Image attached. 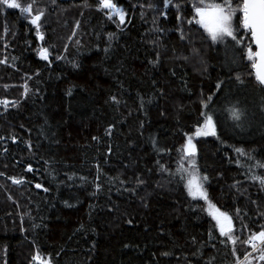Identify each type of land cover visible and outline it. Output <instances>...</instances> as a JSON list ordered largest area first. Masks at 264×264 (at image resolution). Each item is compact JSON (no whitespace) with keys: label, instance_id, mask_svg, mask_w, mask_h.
Returning a JSON list of instances; mask_svg holds the SVG:
<instances>
[{"label":"trees","instance_id":"1","mask_svg":"<svg viewBox=\"0 0 264 264\" xmlns=\"http://www.w3.org/2000/svg\"><path fill=\"white\" fill-rule=\"evenodd\" d=\"M17 2L43 10L44 38L0 4V99L10 101L0 106V264H36L37 253L51 264H264V245H250L264 230V185L253 179L264 177V86L241 13L234 27L248 38L226 50L195 22L197 0H113L123 24L99 0ZM210 95L207 111L243 112L236 122L218 111L216 135L193 138L234 244L177 172Z\"/></svg>","mask_w":264,"mask_h":264},{"label":"snow or ice","instance_id":"2","mask_svg":"<svg viewBox=\"0 0 264 264\" xmlns=\"http://www.w3.org/2000/svg\"><path fill=\"white\" fill-rule=\"evenodd\" d=\"M0 4L7 5L9 8L18 9L21 13L27 14L31 17L30 23L36 26V36L38 39L43 40V34L40 31L41 17L44 15L43 10H37L33 13V4L21 5L17 0H0ZM162 4L165 8L169 6V0H162ZM199 5V6H198ZM101 10L107 9L106 15L109 19L113 17L117 18L121 24L125 21V11L123 8L118 7L113 0H99L97 5ZM154 7V5H149ZM195 22L207 33V36L213 43H220L225 46L226 50H229V40L234 46H244V41L247 39L246 36H238L237 29L234 27V17L239 12L241 15L238 17V22L243 31L248 34L250 33L251 43L246 48V58L252 61L251 67L254 70L255 79L261 85L264 86V0H242V3L238 7H233L231 0H222V3H217L215 0H197L193 6ZM191 23V21H189ZM113 34L109 33V37ZM252 45H255V51L252 50ZM107 51V49H105ZM39 55L43 60H49V49L40 48ZM57 60L61 59V56L55 57ZM75 67V62H73ZM239 79V77H237ZM217 89L222 88V83L217 82ZM29 89L27 84L24 85L25 95ZM113 102H117L115 96L111 97ZM213 96H208L207 100H202V108L205 111L201 112L203 117V123L198 124L192 135H186V142L183 145L182 161L187 160L188 167H185L183 162L178 165L177 172L180 174V178L184 187L190 197H200L208 204L209 215L215 220L216 227L218 228L221 236H226L229 241L233 244L235 241L231 233L233 232L232 219L226 212H222L214 204L208 200L207 192L204 189V182L207 180V176H201L198 168L196 167L194 157L196 154V146L193 143L194 137L216 135V127L219 122L218 119H214V116L219 111L221 113L226 112L227 116L233 121L239 122L243 115L242 110L232 104L224 109H213L211 112L207 111L210 107V103ZM10 101L6 98L0 99V106L7 107ZM15 103V101H11ZM111 127V126H110ZM14 139V138H13ZM29 147L31 145L29 144ZM238 152L241 150L237 149ZM163 167V166H161ZM28 171H32L31 165L27 167ZM14 183L23 182V177L17 179L11 177ZM71 179V177H69ZM258 179L262 185H264V177H253ZM36 188H41V184H36ZM99 188V184L96 185ZM47 191V189H44ZM131 223V221H129ZM260 241L264 245V230L258 233H253L250 237L252 248L255 250L257 245L256 241ZM235 254V249H233ZM247 256V254H246ZM32 260L36 264H51V259H43L37 253L32 257ZM259 260L264 261V249L261 250ZM238 264H249L248 260L238 262Z\"/></svg>","mask_w":264,"mask_h":264},{"label":"built area","instance_id":"3","mask_svg":"<svg viewBox=\"0 0 264 264\" xmlns=\"http://www.w3.org/2000/svg\"><path fill=\"white\" fill-rule=\"evenodd\" d=\"M251 243H252V242H250V245H251ZM255 243H256V245H257L256 249H258V248L262 245L261 242H258V241H256ZM256 249H255V250H256ZM253 250H254V249H253Z\"/></svg>","mask_w":264,"mask_h":264},{"label":"water","instance_id":"4","mask_svg":"<svg viewBox=\"0 0 264 264\" xmlns=\"http://www.w3.org/2000/svg\"><path fill=\"white\" fill-rule=\"evenodd\" d=\"M254 46V48H255V45H253ZM253 72H254V70H253Z\"/></svg>","mask_w":264,"mask_h":264},{"label":"rangeland","instance_id":"5","mask_svg":"<svg viewBox=\"0 0 264 264\" xmlns=\"http://www.w3.org/2000/svg\"><path fill=\"white\" fill-rule=\"evenodd\" d=\"M258 241V240H257Z\"/></svg>","mask_w":264,"mask_h":264}]
</instances>
